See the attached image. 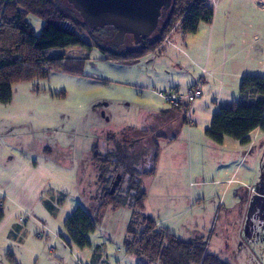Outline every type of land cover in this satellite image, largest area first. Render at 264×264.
I'll use <instances>...</instances> for the list:
<instances>
[{"label":"rangeland","instance_id":"obj_1","mask_svg":"<svg viewBox=\"0 0 264 264\" xmlns=\"http://www.w3.org/2000/svg\"><path fill=\"white\" fill-rule=\"evenodd\" d=\"M52 1L72 8L66 0ZM210 3L213 9L223 11L229 6L236 8L233 18L243 23L246 32V44L237 55H241L240 62H247L250 73L264 77V6L255 0ZM29 21L40 33L42 22L32 17ZM109 34L102 29L83 38L93 45L97 40L106 41ZM125 42L124 49L136 46L132 36ZM59 53L89 59L83 76L57 70L47 78L14 84L12 102L0 104V209L4 212L0 264H137L125 249L132 210L123 207L101 211L93 147L98 145L102 159L116 141L129 143L141 138L139 130L152 131L155 136L164 126L166 135L173 137L178 126L169 124L168 119L160 120L153 112L154 108L169 106L148 94L152 89L145 91L131 83L129 67L105 61L97 49L89 52L73 47L49 54ZM175 62H170L172 68H183ZM178 133L174 141L158 140L164 166L157 167L154 177L143 180L144 188L159 189L175 178L186 181L191 190L201 185L199 189L206 188L210 196L206 206L202 205L210 208L207 235L218 236L221 230L238 234L239 225L235 228L223 213L217 214L215 185L226 182V172L240 162L243 169L255 172L252 177L240 176L241 181L264 189V183L258 180L264 171V133L251 135L248 144L238 146L240 157L227 161L211 152L221 147L209 143L205 134L192 141L189 126ZM193 147L198 150L196 154L191 153ZM172 164L178 168L172 169L176 168ZM256 186L251 188L255 191ZM78 207L88 211L98 224L89 235L91 247L86 249L78 248L65 231L66 220Z\"/></svg>","mask_w":264,"mask_h":264},{"label":"trees","instance_id":"obj_2","mask_svg":"<svg viewBox=\"0 0 264 264\" xmlns=\"http://www.w3.org/2000/svg\"><path fill=\"white\" fill-rule=\"evenodd\" d=\"M214 16L210 0H172L170 9L162 11L159 25L149 38L134 48L117 49L109 42L117 32L112 27L104 28L110 32L106 41L97 40L93 45L86 42L84 34L102 29L90 30L73 7L65 8L52 0H0V104L12 102L14 84L47 78L57 70L83 76L89 59L70 58L64 53L50 56L51 51L73 47L89 52L97 49L105 61L135 64L150 54L160 53L164 48L159 52L157 49L165 37L195 35L201 26H210ZM31 17L42 22L40 33L34 31ZM170 111L182 114L184 125H188V109ZM257 130L264 133V77L248 75L241 80L237 101L218 104L205 134L216 145H222L226 138L246 145ZM139 133L143 136L135 142L116 141L102 159L98 145L93 147V162L99 177L96 196L101 211L123 207L132 210L126 253L134 256L138 264H228L209 252L208 239L183 241L147 215L148 192L143 180L156 175L161 152L158 140L174 141L176 136H152V131ZM118 176L121 182L111 194ZM3 218L0 209V223ZM97 225L96 218L78 207L66 220L65 231L78 248L86 249L91 247L89 235L96 231Z\"/></svg>","mask_w":264,"mask_h":264},{"label":"crops","instance_id":"obj_3","mask_svg":"<svg viewBox=\"0 0 264 264\" xmlns=\"http://www.w3.org/2000/svg\"><path fill=\"white\" fill-rule=\"evenodd\" d=\"M255 1L264 6V0ZM234 9L236 8L231 6L224 11L219 7L215 8L214 20L210 26H201L195 35L184 37L174 34L172 44L160 53L150 54L135 64L115 63L119 67H129L130 82L145 91L152 89L148 94L153 96L158 91L173 88L187 93L202 80V98L193 106V126L189 127V139L192 141H195L197 135L206 133L214 114L218 111V104L239 99L242 78L248 75L256 76L250 73L247 62H240L241 55H237V51L246 44V32L243 23H238L237 18H233L234 13L237 15V10L233 12ZM175 61L181 63L183 68H172L170 62ZM170 109L161 106L160 109L154 108L153 112L160 120L168 119L169 124L178 126L177 133L173 135L177 138L178 132H182L184 126L188 125H184L180 113ZM163 127H160L157 134L171 138L166 135L167 129H162ZM256 133L262 132L257 130L252 135ZM239 145L240 143L226 138L222 145H218L220 149L213 148L210 151L225 161L234 160L233 157L239 155ZM227 148H231V151H227ZM197 152L196 148L191 149L192 154ZM162 159L160 157L158 168L164 166ZM173 167L176 168L172 169L178 168L177 164ZM243 168L244 164L239 162L238 166L235 165L232 170L226 172L229 176L226 182L215 185L218 192L217 214L223 213L225 220L230 219L235 228L239 225L238 234L221 230L218 236L214 233L208 236L210 219L207 211L210 208H202V205L206 206L209 202V192L206 188L200 190L201 185H198V190H191L186 181L176 178L166 182L159 189H147L146 213L155 219L159 226L183 241L192 242L200 237L208 239L209 252L218 255L225 263L264 264V189L254 183L250 185L241 181L240 176L252 177L255 173ZM260 175L258 180L264 183V171H261ZM254 186L257 188L252 191L254 189L251 187Z\"/></svg>","mask_w":264,"mask_h":264},{"label":"water","instance_id":"obj_4","mask_svg":"<svg viewBox=\"0 0 264 264\" xmlns=\"http://www.w3.org/2000/svg\"><path fill=\"white\" fill-rule=\"evenodd\" d=\"M84 23L95 31L112 27L117 31V43H125L132 36L136 45H141L157 29L162 11H168L172 0H66ZM121 182L118 176L112 184L114 194Z\"/></svg>","mask_w":264,"mask_h":264},{"label":"built area","instance_id":"obj_5","mask_svg":"<svg viewBox=\"0 0 264 264\" xmlns=\"http://www.w3.org/2000/svg\"><path fill=\"white\" fill-rule=\"evenodd\" d=\"M170 36L164 38L161 46L157 49L159 52L166 46H170ZM202 80H200L190 91L182 93L178 88L169 89L167 91H158L156 95L170 108L174 109H188L187 121L188 126H193V106L195 103L202 98ZM254 191V190H252Z\"/></svg>","mask_w":264,"mask_h":264},{"label":"flooded vegetation","instance_id":"obj_6","mask_svg":"<svg viewBox=\"0 0 264 264\" xmlns=\"http://www.w3.org/2000/svg\"><path fill=\"white\" fill-rule=\"evenodd\" d=\"M116 35H117V32L114 33L113 39L111 40L110 43L117 49H124V45H125L126 42L124 44H122V45H119V46L112 43V42H115V43L119 42V41L116 40Z\"/></svg>","mask_w":264,"mask_h":264}]
</instances>
